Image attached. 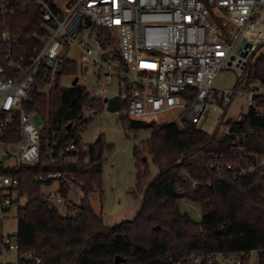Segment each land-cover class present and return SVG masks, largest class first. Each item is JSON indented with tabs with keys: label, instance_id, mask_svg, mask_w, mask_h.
I'll use <instances>...</instances> for the list:
<instances>
[{
	"label": "trees",
	"instance_id": "obj_1",
	"mask_svg": "<svg viewBox=\"0 0 264 264\" xmlns=\"http://www.w3.org/2000/svg\"><path fill=\"white\" fill-rule=\"evenodd\" d=\"M7 19L23 50L32 47L31 34L42 31L39 8L16 7ZM99 37L113 42L103 32ZM77 71V64L70 61L59 65L55 77L51 71L38 75L23 102L24 110L40 116L44 124L39 129L38 164L0 166V174L19 180L15 201L26 196L17 208L16 264H114L116 258L118 264H187L190 255L200 257L196 264H209L216 253L242 251H257L254 264H264V53L237 81L244 89L260 86L261 93L241 120L225 124L229 136L209 135L184 118L156 124L121 117L125 131L149 129L151 136L134 154L138 172L133 195L141 196L139 211L113 226L104 225L90 202L102 185L105 146L99 140L83 149L79 136L89 122L85 110L104 111L103 99H92L78 83L59 84L61 76L76 77ZM126 105L120 101L118 111L125 112ZM10 129L12 133L1 137L19 138L18 123ZM236 137L244 140L235 145ZM70 144L74 153L65 151ZM146 156L157 170L154 176L149 175ZM72 157L75 163L68 162ZM247 166L256 169L240 170ZM54 171L67 180L75 178L84 194L74 204L69 191L59 188L66 209H75L74 214L62 215L42 197L35 178ZM12 192H0V200L13 199ZM186 205L197 208L199 220Z\"/></svg>",
	"mask_w": 264,
	"mask_h": 264
},
{
	"label": "built area",
	"instance_id": "obj_2",
	"mask_svg": "<svg viewBox=\"0 0 264 264\" xmlns=\"http://www.w3.org/2000/svg\"><path fill=\"white\" fill-rule=\"evenodd\" d=\"M19 6L23 11L39 8L42 31L31 34L35 44L27 50L7 19ZM99 31L113 42L99 37ZM73 47L86 64L81 67L89 76V90L84 87L92 99H104L107 93L100 85L103 76L115 77L121 85L118 103L127 102L129 119L163 124L167 121L159 119L161 115L175 113V122L184 118L198 125L207 103L229 104L236 95H245L251 107L260 96V86L215 93L213 83L222 68L243 73L264 53V0H0V166L38 164L40 130L31 123L33 113L24 110L23 102L38 75L74 62L67 56ZM89 112L86 109L85 116ZM15 122L19 138L3 139L1 134L12 133ZM222 134L230 135L226 129ZM236 139L235 145L244 140ZM65 151L74 153V145ZM75 161V157L68 159ZM35 181L44 201L54 207L66 203L60 187L72 196L83 195L77 180H67L59 171L37 175ZM18 186L16 177L0 174V192H15ZM13 207H19L15 199L0 200V222ZM12 250L17 251L18 244L1 235L0 264L4 252ZM256 255L257 251L220 252L208 262L250 264ZM187 260V264L201 262L195 255Z\"/></svg>",
	"mask_w": 264,
	"mask_h": 264
},
{
	"label": "rangeland",
	"instance_id": "obj_3",
	"mask_svg": "<svg viewBox=\"0 0 264 264\" xmlns=\"http://www.w3.org/2000/svg\"><path fill=\"white\" fill-rule=\"evenodd\" d=\"M262 55V54H261ZM259 55L256 60L261 56ZM67 56L76 62L78 71L76 77L78 84L85 86L89 90V76H84L86 70L81 66H85L81 55L76 47H73L67 53ZM242 71L235 69L222 68L217 73L213 83L215 93L221 90L244 89L243 86L237 87V81L241 77ZM53 72V77H55ZM74 77L61 76L59 84L62 87L71 85ZM100 85L105 87L107 93L103 98H111L119 94L120 83L115 77L107 78L103 76L100 79ZM258 88V85H251ZM45 89L44 92H46ZM249 106L247 105V97L235 96L229 104L212 105L205 104L201 119L197 127L203 132L214 135H221L226 129L225 124L229 122L239 121L247 113ZM125 112L117 111L109 113L106 110L100 113L90 111L86 118L89 120L86 127L79 131L81 146L83 149L87 145L95 143L97 139L105 146L104 159L102 163V185L100 190L93 193L90 197L91 205L94 211L102 216L105 226H113L123 221L131 220L137 214L141 204V196L134 197L133 191L137 183V160L135 152L139 149L142 142L148 140L151 136L149 129H142L137 132L125 131L122 128L121 117ZM175 113H166L161 115L159 119H164L167 122H172L177 119ZM31 123L37 128L44 127L43 121L37 114H31ZM155 123V122H154ZM221 127L219 128V124ZM159 124V123H156ZM110 147V148H108ZM146 161L149 168V175L154 176L157 173L155 166L149 156H146ZM55 184H53V189ZM13 199L16 198V193L12 192ZM74 204H78V198L71 196ZM26 202V196L20 197L19 206ZM66 203L64 205H56L55 208L62 215L74 214L75 209L67 210ZM71 207H74L73 205ZM184 208V206H183ZM187 212L195 219L199 220V212L196 207L186 205ZM18 226L17 208L8 210L1 220V235L4 238L10 237L12 244L16 243V232ZM256 258H253L250 264H254ZM18 261V252L16 250L5 251L3 255L4 264H16Z\"/></svg>",
	"mask_w": 264,
	"mask_h": 264
},
{
	"label": "water",
	"instance_id": "obj_4",
	"mask_svg": "<svg viewBox=\"0 0 264 264\" xmlns=\"http://www.w3.org/2000/svg\"><path fill=\"white\" fill-rule=\"evenodd\" d=\"M78 82V78L74 77L71 86H75ZM103 103L105 105V110L109 113H115L119 110V103H118V97L114 96L111 98H104ZM100 139L96 140V143L99 142ZM143 161H145V158H143ZM120 262L119 258H116L114 261V264H118Z\"/></svg>",
	"mask_w": 264,
	"mask_h": 264
},
{
	"label": "crops",
	"instance_id": "obj_5",
	"mask_svg": "<svg viewBox=\"0 0 264 264\" xmlns=\"http://www.w3.org/2000/svg\"><path fill=\"white\" fill-rule=\"evenodd\" d=\"M53 187V186H52ZM76 197V196H73ZM78 198V197H77ZM84 198V194L78 198V201H81ZM66 206V205H65Z\"/></svg>",
	"mask_w": 264,
	"mask_h": 264
}]
</instances>
